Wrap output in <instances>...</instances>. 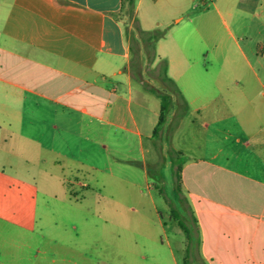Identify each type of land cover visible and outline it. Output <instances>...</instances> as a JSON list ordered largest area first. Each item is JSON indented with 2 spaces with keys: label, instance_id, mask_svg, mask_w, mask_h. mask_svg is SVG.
Here are the masks:
<instances>
[{
  "label": "crops",
  "instance_id": "crops-1",
  "mask_svg": "<svg viewBox=\"0 0 264 264\" xmlns=\"http://www.w3.org/2000/svg\"><path fill=\"white\" fill-rule=\"evenodd\" d=\"M143 1L136 0L135 13ZM179 2L151 0L152 6L169 14L167 24L182 19ZM210 3L217 14V27L212 26L210 16L203 15L199 18L203 31L194 25L193 32L209 34L204 38L209 45L219 34L218 27L223 28L244 62L232 58L234 50L220 40L219 48L216 45L201 54L207 65L213 66L210 60H214L225 74L213 79L205 68L203 79L191 74L185 79V72L173 67L175 53L161 50L167 33L160 38L157 54L167 59L168 74L186 99L188 111L170 130L183 103L174 95L167 121L159 137H154L160 99L142 82L165 87L157 77L158 64L149 68L144 52L142 82L133 78L121 19L123 0H0V157L6 156V163L0 164V227L10 234L9 243L17 249L12 255L14 264H19L21 256L35 258L36 251L32 257L28 255L31 240L37 237V227L43 232L37 217L36 181L26 173L28 169L18 172L14 152L38 146L58 154L60 157L48 155L55 167L47 175L62 186L64 181L86 182L88 188L80 197L73 198L66 191V201L77 205L90 189L89 175L99 167L91 164L85 170L75 152L107 146L100 144V125L138 146L141 161L137 165L146 182L148 158L154 151L159 154L168 144L181 152L185 160L181 196L189 208L187 215L191 212L196 218L189 261L264 264V0ZM188 21L193 18L189 16ZM235 31L249 34L251 42L241 46ZM178 45L176 49L188 63L190 59ZM228 70L243 72L247 78L240 73L239 80H228ZM121 161L136 165L131 156H117L116 162ZM170 166H174L172 159ZM52 198L57 195L47 196V213L62 215V210L53 208ZM59 220L47 225V247L58 244L61 264L102 260L117 264L87 255L79 246L78 224L61 225ZM159 223L165 226L160 219ZM171 230L176 249L168 236L160 239L165 251L162 264H180L177 254L187 259L185 232L175 222ZM38 236L46 237L44 232ZM6 242L0 235V247ZM80 251L85 256L79 257ZM125 260L124 264H158L143 254L138 260ZM0 264H6L2 250Z\"/></svg>",
  "mask_w": 264,
  "mask_h": 264
},
{
  "label": "rangeland",
  "instance_id": "rangeland-1",
  "mask_svg": "<svg viewBox=\"0 0 264 264\" xmlns=\"http://www.w3.org/2000/svg\"><path fill=\"white\" fill-rule=\"evenodd\" d=\"M189 2L190 0H180L178 9H181L183 14L182 19L177 23L167 24L166 20L169 14L163 8L152 6L151 0H144L137 13L135 11L129 12L128 6H125L121 11V19L124 27H127L128 30L138 24L139 28L143 30H158L164 32L165 35L167 33L168 39L161 50L162 52L175 53L173 54L175 56V65L173 64V67L179 70V73L181 71L185 72V79L190 74L203 79L202 75L205 73V68L208 69L211 75L209 77L213 79L221 77L225 73L219 71L214 60L209 59L210 63L214 64L213 66L207 65L209 63L206 62L201 51L213 49L216 45L219 48V42L222 40L226 44L224 45L225 47L227 46L234 50L232 58L237 62L244 61L239 53L238 55L235 54L236 44L233 43L223 28L218 27L219 34H216L215 37L213 36L209 45L204 42V38L209 34L201 32L202 34L198 35L196 32H193L192 28L194 25L201 27V31H203V23L199 21L201 16H210L213 27H217L218 19L210 0H193L190 4ZM170 9H173V7H170ZM189 16L193 18L192 22L188 21ZM157 21L161 23L158 24ZM235 34L239 38L241 46L244 47L251 42L249 34L242 35L236 31ZM177 45L183 47V52L190 59L188 63L184 62V57L181 54L182 51L176 49ZM249 57L252 59V56ZM155 63H157L156 59L152 63L147 61V66L151 68ZM184 65H190L188 66L189 69L186 68L185 71L183 69ZM240 73L242 74L243 72L228 70L226 74L228 80H232L238 79L237 75ZM149 80L154 82L152 78H149ZM157 85L161 86V83L159 82ZM99 129L100 144L105 143L107 144L106 147L98 146L91 151L75 152V157L77 160H80L85 170H89L91 164L99 167L93 176L89 175L90 189L86 191L85 198L77 205L66 201V191L71 193L73 198H77L80 197L83 190L88 188V184L86 182L75 183L64 181L62 186L58 180H55L56 178H53L52 181V178H49L47 175V170L55 166L51 164V157L48 155H54L55 157L58 154H52L47 152V149L38 146L32 150L19 148L14 152V163L18 172L22 174L28 169L29 172L27 171L26 173L36 181L39 195L37 207L38 224L43 227V232L46 236L45 239H42V236H38L43 232H40V227H37V237L33 236L34 240H31L33 242L32 246L28 250V255L31 257L34 251H36L35 258L28 260V257L24 258V256H21L19 264H61L59 261L60 247L58 244L47 247V225L54 224V221H57L59 218L61 225L78 224V242L81 243L79 246L80 248L82 247V250L84 249L87 255L91 254L93 259L100 257L105 258L107 261H115L117 264H124L123 261H126L125 259L132 258L138 260L139 256L143 254L148 257V261L155 260L158 264L159 262L162 264L165 251L161 249L159 243L160 239L166 236H168L176 249L171 230L172 224L175 221L172 219L170 213L169 202H167L163 195L164 193L169 199H173L174 174L173 168L170 166L168 144L161 153L158 154L154 151V155L149 156L147 164L151 173V170L155 171L156 160L163 162L161 164L163 181L150 175L149 182H146L142 168L137 165L141 161L138 146L133 142L130 144V142L123 141L122 135L119 132L114 133L112 130L109 131L106 126L100 125ZM184 132H186V128ZM182 137H185L184 140H186V135L182 134ZM117 156H131L136 160V165L133 166L124 161L118 163L116 162ZM2 161H4V164L6 163L5 155L0 157V164ZM49 194L57 195V198L50 200L54 203L53 208L62 210V215L47 213V196ZM175 204L185 215V211L178 203L175 202ZM64 217L67 220L63 221ZM187 218H189V215H187ZM159 219L165 222V226H161ZM0 235L8 240L6 244H1L0 251L2 250V257L5 259L6 264H14L15 261L12 255L15 254L17 249L9 243L10 234L0 227ZM82 255L85 256L80 251L78 256L81 257ZM177 256L180 264H203L202 260L194 263L186 259V257L182 260L178 254ZM84 264L108 263L102 260L94 263L87 261Z\"/></svg>",
  "mask_w": 264,
  "mask_h": 264
},
{
  "label": "trees",
  "instance_id": "trees-1",
  "mask_svg": "<svg viewBox=\"0 0 264 264\" xmlns=\"http://www.w3.org/2000/svg\"><path fill=\"white\" fill-rule=\"evenodd\" d=\"M128 6L129 12H134L136 8V0H123V8ZM165 33L158 30H143L139 28L138 24L132 29L128 30L125 27V37L129 42L130 50V67L133 73V78L137 81L142 82V69H141V55L144 52L147 61L152 63L155 59H158L157 66V77L164 85V89L159 88L155 85H151L142 82L143 87L148 91L155 94L160 99V111L158 116L157 124L153 130V136L159 137L160 131L167 121V116L171 110L173 104V96L179 95L182 99L181 108L174 114L171 124H169V129L176 127L181 119V117L188 111V103L184 96L182 95L180 89L178 88L175 80L168 74V62L165 58H159L156 51V42L164 37ZM168 154L170 159L173 160V174H174V186H173V199L163 193L165 199L167 200L172 219L177 223V225L185 232L188 241L187 246V259H189L190 253V243L193 240L194 229L193 226L196 224V218L193 213L190 212L189 218H187V211L189 208L185 205V199L181 196L182 192V166L184 163V158L181 152L174 150L169 146ZM162 161L160 160L155 167V171L151 170L149 175L155 176L158 180H163V174L161 171ZM150 171V169H149ZM178 205L185 211V215L179 210Z\"/></svg>",
  "mask_w": 264,
  "mask_h": 264
}]
</instances>
